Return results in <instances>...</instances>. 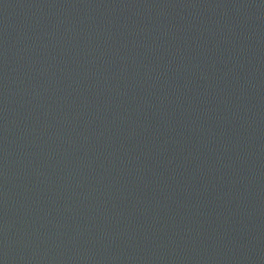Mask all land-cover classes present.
<instances>
[{"label":"water","instance_id":"95a60500","mask_svg":"<svg viewBox=\"0 0 264 264\" xmlns=\"http://www.w3.org/2000/svg\"><path fill=\"white\" fill-rule=\"evenodd\" d=\"M0 264H264V0H0Z\"/></svg>","mask_w":264,"mask_h":264}]
</instances>
